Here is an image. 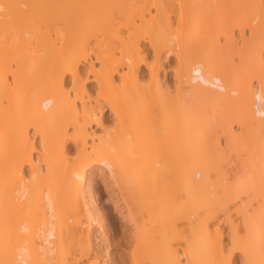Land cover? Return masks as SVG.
I'll return each mask as SVG.
<instances>
[{
	"label": "bare ground",
	"instance_id": "6f19581e",
	"mask_svg": "<svg viewBox=\"0 0 264 264\" xmlns=\"http://www.w3.org/2000/svg\"><path fill=\"white\" fill-rule=\"evenodd\" d=\"M62 2L0 0V264H264V0Z\"/></svg>",
	"mask_w": 264,
	"mask_h": 264
},
{
	"label": "rangeland",
	"instance_id": "374dc122",
	"mask_svg": "<svg viewBox=\"0 0 264 264\" xmlns=\"http://www.w3.org/2000/svg\"><path fill=\"white\" fill-rule=\"evenodd\" d=\"M71 2H72V0H64V2H62V3L63 4H66V5H69ZM174 61H175L174 60V57L171 56L170 59H168L167 61L164 62V68H165L164 71L167 73L165 78L169 82L170 85L174 84V79L172 78V76H173L172 70H173V67L175 65L174 64ZM162 75H164L163 72H162ZM89 77H90V81H88V83H87V88L90 90L91 93L94 94L93 95V97H94V96H96L95 95L96 93L94 91L95 90V87H96L95 86L96 84H95L94 81H91L92 76L89 75ZM102 117H103V121H104V126L105 127L106 126H110V125H112L114 123V119H113L114 117H113L112 113H110L109 110L103 111ZM94 128H96V126H94ZM31 131L33 132V130H31ZM99 131H100V129H99ZM71 152H74V151H71ZM94 187L95 188L98 187L99 190L101 189V191H104V192L106 191L105 188H104V186L101 185L100 183H97ZM102 189H104V190H102ZM105 193L102 194V198H101V203H102V206H103V213L106 215V218H108V219L110 218V219L113 220V223H114V232H113V234H115V235H113V238L116 239V241H118L119 239H121L122 237H124V235L126 233L124 231L123 232L121 231V229H122V222H121L122 220H121V217L119 216V213L116 210H113L114 209V208H112L113 207V204H111V202L108 201V196H107V194L105 195ZM106 198H107V200H106ZM120 223H121V225H120ZM225 230H227V229H225ZM120 231H121V233H120ZM240 234H241L240 235L241 237L244 236V235H246L244 230H240ZM225 235H226V233H225ZM118 237H121V238H118ZM224 237H225V240H226L227 239L226 236H224Z\"/></svg>",
	"mask_w": 264,
	"mask_h": 264
}]
</instances>
